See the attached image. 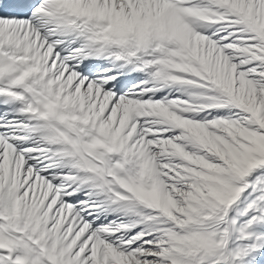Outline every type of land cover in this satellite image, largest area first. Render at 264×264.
I'll return each mask as SVG.
<instances>
[{"label": "snow or ice", "instance_id": "snow-or-ice-1", "mask_svg": "<svg viewBox=\"0 0 264 264\" xmlns=\"http://www.w3.org/2000/svg\"><path fill=\"white\" fill-rule=\"evenodd\" d=\"M0 264H264V0H0Z\"/></svg>", "mask_w": 264, "mask_h": 264}]
</instances>
